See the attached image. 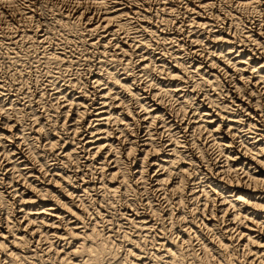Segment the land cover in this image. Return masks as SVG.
I'll list each match as a JSON object with an SVG mask.
<instances>
[{
	"label": "bare ground",
	"instance_id": "bare-ground-1",
	"mask_svg": "<svg viewBox=\"0 0 264 264\" xmlns=\"http://www.w3.org/2000/svg\"><path fill=\"white\" fill-rule=\"evenodd\" d=\"M22 1L0 0L18 33L6 44H49L33 61L49 73L45 113L60 108L63 120L32 109L23 122L0 81V264H104L121 251L114 226L126 243L116 264H264V0H74L93 58L86 82L65 74L80 58L52 41L56 30L28 27L34 8ZM114 199L123 204L108 218ZM197 228L215 245L197 252Z\"/></svg>",
	"mask_w": 264,
	"mask_h": 264
},
{
	"label": "rangeland",
	"instance_id": "rangeland-1",
	"mask_svg": "<svg viewBox=\"0 0 264 264\" xmlns=\"http://www.w3.org/2000/svg\"><path fill=\"white\" fill-rule=\"evenodd\" d=\"M22 1V0H21ZM30 0H23L22 2H20V7H23L25 4H29V3H31V5H32V9L34 10V17H33V19H32V21L31 22H28L27 24H29L28 25V27H30V28H32L33 27V29H38V28H40L39 30H37V32L40 34V33H44L42 30H47V31H45V32H47L50 36L52 35V34H54V33H52V32H55L54 30H56V32H55V36H56V38H54L55 36L54 35H52V41H55L54 43H58L59 45H64V47L66 48V50H68V47H69V50L71 49V52H73L74 50L76 51H74L73 52V55H74V57H76V56H78L79 58V63L81 64H79V65H77V68H76V66L71 70H68V72L67 73H65V74H68L67 76L69 77V78H78L79 80H81V81H84V79L86 78H88L87 76L89 75L88 74V72H87V70H86V68L85 67H88V65L89 64H91V62H92V55H91V53H90V51L89 50H87V48H86V46H85V44H84V42H83V40H80V35H81V31H82V29H81V27H77L78 26V24L77 23H75V21H73V19H72V17L71 16H73L72 14H74V12L77 10V4H76V2L74 1V0H63V1H61V0H31L30 2H29ZM35 1V2H34ZM65 1V2H64ZM151 1H153L152 3H157V0H151ZM226 1H228V2H230L229 0H225V2ZM29 2V3H28ZM34 4H33V3ZM37 2V3H36ZM223 2H224V0H223ZM22 3L24 4V5H22ZM44 3V4H43ZM48 3V4H47ZM50 4V5H49ZM73 4V5H72ZM43 6H44V10H43ZM46 6V7H45ZM50 6H51V8H50ZM55 8H54V7ZM4 7L5 6H3V5H1L0 6V10H3L4 9ZM49 7V8H48ZM53 7V8H52ZM59 7V8H58ZM75 7V8H74ZM6 8V7H5ZM36 8V9H35ZM53 9V10H52ZM75 9V10H74ZM36 10V11H35ZM45 10H47V11H45ZM56 10V12H57V10H58V14L56 13V12H54V13H52L53 11H55ZM37 14H36V13ZM67 12V13H66ZM3 13L5 14H3V15H1V13H0V27L2 26V25H4V27L2 28H0V32H1V30H5V31H2L1 33H0V52H3L4 53V50H5V48H7L6 50H5V52L7 53V55H5V53L3 54H1L0 53V55H2V56H0V62L2 61L3 63H0V79H4L3 81L2 80H0L1 81V83L4 85V90H9V91H7V92H5L4 90H3V92H5V94H3V92H2V104H4V107L7 109L8 107H9V105H12L13 107H16V108H19V110H20V116L22 115V114H25L24 116H26V118H27V120H23L24 119V116L22 115L21 116V119H22V121L23 122H28L29 124H31V122L33 121V116H32V111L34 110L37 114H39V115H42V117L43 118H45V117H47L46 119H44L43 120V122H45V123H50L51 125H52V123H53V121H52V119H54V117L55 116H57L54 120L57 122V123H55V127H57V126H59V124H61V122H62V120H63V116L61 115V113H60V108H58V109H56L57 110V112H50L51 114H49L48 115V113L49 112H46L45 113V108H46V106H47V104L49 105L50 103H52V104H54V99H53V96H52V91H50L49 89H46V88H48V87H46V85H44V83H46V79L48 78V74H47V70H46V68L45 67H43V65L42 64H40L39 62H37V61H33V59H37V57H36V55L37 56H39L40 55V53L38 52V51H40V50H42V51H44L45 49H48L49 47V44H32L33 42L31 41V39H29V38H27V37H23L22 39H23V41L25 42H23L22 41V39L21 40H19L17 43H15L16 44V47L15 46H13V45H7L6 44V42L8 43V39H6V38H8V35H11V36H13L12 34H14V35H17L18 33H17V31L15 30V25L16 24H14L15 22H13L11 19H9L10 17H8L7 15H6V13L4 12V10H3ZM50 13V14H49ZM57 15H56V14ZM52 14H55V15H52ZM61 14V15H60ZM66 14H68V15H66ZM69 14H70V16H69ZM35 15H37L38 17L36 18V16ZM48 15H50V16H48ZM62 16L63 18H61L60 16ZM65 15V16H64ZM55 16V17H54ZM50 17H51V19H50ZM56 18V17H59V18H56V19H58V20H56V19H54V18ZM64 17H65V19H64ZM66 17H69V18H66ZM36 20H35V19ZM39 18V19H38ZM54 19V20H53ZM59 19H62L61 21L59 20ZM72 19V20H71ZM4 20V21H3ZM51 21V22H48V21ZM63 20H64V23H63ZM66 20V21H65ZM67 20L68 21H70V22H67ZM3 21V22H2ZM6 21V22H5ZM36 21V22H35ZM57 21V23H55ZM73 21V22H72ZM11 22V23H10ZM23 22V21H22ZM55 24H54V23ZM60 22H62L63 24H66V25H63L62 23H60ZM4 23H9L8 24V26H6L7 27V29L8 28H11V29H8V30H6V28H5V24ZM41 23V24H40ZM58 23H59V25L61 26H59L58 25ZM68 23V24H67ZM72 23H74V24H72ZM12 24V25H11ZM32 24H33V26H32ZM38 24V25H37ZM45 24V25H44ZM73 25L72 27L74 28H71V26L70 25ZM14 25V26H13ZM31 25V26H30ZM35 25H36V27H35ZM56 25V26H55ZM68 25V26H67ZM13 26V27H12ZM37 26H39V27H37ZM51 28H49V27ZM53 26H54V29H53ZM64 26V27H63ZM70 27V29H68V30H66L65 31V29H67L66 27ZM76 26V27H75ZM79 26H80V24H79ZM254 26V25H253ZM28 27H26V29H28ZM41 27H43V28H41ZM58 27H59V29H58ZM47 28H49V31H48V29ZM77 28V29H76ZM78 28H80V29H78ZM14 31H13V30ZM61 29H64L63 31H65V32H62V30ZM53 30V31H52ZM61 30V32H59ZM74 32H76V33H74ZM10 33V31H11V33L9 34L8 32ZM42 31V32H41ZM59 33H58V32ZM69 31V32H68ZM79 31V32H78ZM8 34H6V33ZM14 32H16V34L14 33ZM50 32V33H49ZM73 34H71V33ZM61 33V34H60ZM67 33H68V35H67ZM78 33V34H77ZM4 34V35H3ZM6 34V35H5ZM56 34H58V35H56ZM60 34V35H59ZM70 34V35H69ZM62 35V36H61ZM79 35V36H78ZM3 36V37H2ZM7 36V37H6ZM71 36V38H69ZM76 38H75V37ZM6 37V38H5ZM63 37H64V39H63ZM78 37H79V39H78ZM60 38V39H59ZM65 38L66 39H68L67 41H69L68 43H67V41L65 40ZM74 38H75V40L76 41H74ZM27 39V40H26ZM59 41H58V40ZM81 39H82V37H81ZM29 40L32 42H29ZM62 40V41H61ZM63 40H65L64 42H63ZM81 41V43H80V41ZM5 43V45H4V43ZM62 42V44H61V42ZM74 41V42H73ZM27 42H29V43H27ZM73 42V43H72ZM75 42H76V44H75ZM78 42V43H77ZM1 43H3V44H1ZM21 43V44H20ZM77 45L76 47L74 46V45ZM84 44V45H83ZM1 45H3V46H1ZM18 45V46H17ZM25 45V46H24ZM31 45V47L33 46V49H34V51L35 50H37V51H35V52H37V53H35L34 51H33V49L31 48V47H29ZM35 45V46H34ZM38 45V47H36ZM66 45H68V46H66ZM72 45V46H71ZM80 45V46H79ZM83 45V47H81ZM10 46V47H9ZM28 46V47H27ZM42 46H45V47H42ZM9 47V48H8ZM19 47V48H18ZM22 48V50H21V48ZM27 47V51L26 50H24L25 48ZM77 48V49H79V50H77V49H75V48ZM4 48V49H3ZM13 48V49H12ZM16 48V49H15ZM38 48V49H37ZM42 48V49H41ZM2 49H3V51H2ZM29 49V50H28ZM31 49V50H30ZM73 49V50H72ZM9 50V51H8ZM17 51V53L20 55V57H21V59H20V57H18L19 55L17 54L16 55V51ZM18 50H21V51H18ZM83 50V52L85 53H83V52H81ZM14 52V54H13V52ZM30 51H33V52H30ZM42 51H40V52H42ZM78 51H79V55H78ZM11 52V53H10ZM22 54H21V53ZM32 53V54H31ZM39 53V54H38ZM82 55H81V54ZM87 53H88V60L86 59V55H87ZM26 54V55H25ZM36 54V55H35ZM84 54V55H83ZM7 56L8 57V55L10 56V57H12L11 59H9L10 57H5V56ZM12 55V56H11ZM14 55H16L15 57H14ZM30 55V57H28ZM34 55V56H33ZM81 55V56H80ZM91 55V56H90ZM184 55L185 54H183L182 56L184 57ZM85 56V57H84ZM27 57H28V59H27ZM3 58V59H2ZM6 58V59H5ZM77 58V57H76ZM85 58V59H84ZM90 58H92V59H90ZM12 59H14L13 61H12ZM19 59V60H18ZM30 59H32L31 61H30ZM82 59V60H81ZM7 62H6V61ZM11 60V61H10ZM21 60V61H20ZM24 60H27L26 62L24 61ZM85 60H87V62L85 61ZM90 60V61H89ZM7 63H5V62ZM14 61H15V63L16 64H14ZM18 61V62H17ZM29 61V62H28ZM88 61H89V63H88ZM9 62H11V64L9 63ZM33 62H34V64H33ZM38 64H36V63ZM82 62V63H81ZM3 64V65H2ZM7 65V67H6V65ZM18 64V65H17ZM24 65V67H23V65ZM28 64V65H27ZM33 64V65H32ZM86 64H87V66H86ZM15 65V66H14ZM17 65V66H16ZM22 65V66H21ZM25 65H26V67H25ZM32 65V66H31ZM35 65V66H34ZM42 65V66H41ZM9 66V67H8ZM13 66V67H12ZM22 67V69L23 70H26L27 69V72H25V71H22V69H21V67ZM28 66V67H27ZM16 67V69H13V68H15ZM18 67V68H17ZM19 67H20V69H19ZM36 67V68H35ZM40 67L42 68V69H40ZM78 67H79V69H78ZM11 68V69H10ZM76 68V69H75ZM84 68V70L82 71V69ZM38 69H40V71L38 70ZM75 69V70H74ZM78 69V70H77ZM12 70V71H11ZM21 71V72H18V73H20L19 75H18V77H16L17 76V71ZM73 70H74V73H73ZM76 70L78 71L77 73H79V74H77L76 73ZM16 71V72H15ZM29 71V72H28ZM45 71H47L46 73H45ZM80 71H82V72H80ZM13 72H15V74L13 73ZM44 72V73H43ZM26 73V74H25ZM39 73H41V74H39ZM43 73V74H42ZM81 73H83L82 75H81ZM12 74H13V76H12ZM28 74V75H27ZM33 74V75H32ZM39 74L40 76H41V79H43V81L41 80V79H39L40 78V76L38 77L37 75ZM54 74H56V73H54ZM73 74H76V75H73ZM15 75V76H14ZM22 75H24L23 77H22ZM26 75V76H25ZM34 75H36V76H34ZM45 75H46V77H45ZM73 75V76H72ZM87 75V76H86ZM2 76V77H1ZM8 78H7V77ZM21 77V80H19L20 79V77ZM32 76V77H31ZM45 78H44V77ZM71 76V77H70ZM79 76V77H78ZM10 77H12V78H10ZM31 79V82H30V80L28 79ZM35 77V78H34ZM38 77V78H37ZM7 78V79H6ZM17 79L18 81H20V84H19V82L17 81H14V80H10V79ZM19 78V79H18ZM26 78V79H25ZM84 78V79H83ZM22 79H23V81H22ZM25 79V80H24ZM33 79H35V80H33ZM37 79V80H36ZM45 79V80H44ZM86 79H85V81L84 82H86ZM5 80H7L6 82H5ZM13 81H14V83H13ZM27 82V85H26V82ZM37 83H39V84H35L36 82ZM9 84H8V83ZM11 82V83H10ZM21 82H23V83H25V85L24 84H21ZM30 82V83H29ZM35 82V83H34ZM5 83V84H4ZM8 84V85H7ZM11 84V85H10ZM14 84V85H13ZM34 84V85H33ZM44 86V89L46 90V91H44V89H43V87H42V85ZM20 86V87H19ZM27 86H30V89H29V87H27ZM35 86V87H34ZM39 86V87H38ZM10 89H9V88ZM18 87V88H17ZM21 87H24L23 89L21 88ZM26 87V88H25ZM33 87V88H32ZM21 88V89H20ZM35 88V89H34ZM27 89V90H26ZM38 89H39V91L41 92V94H39L40 92L38 91ZM40 89H42V90H40ZM38 93H37V92ZM29 92H30V98H29ZM44 92L46 93V94H44ZM7 93V94H6ZM11 93V95H9V94ZM19 96V97H17L16 96V94ZM26 93V94H25ZM35 93V94H34ZM43 93V94H42ZM14 94V95H13ZM34 94V95H33ZM39 94V95H38ZM25 95H27V96H25ZM7 96V97H6ZM16 96V97H15ZM22 97V99H21V97ZM33 96V97H32ZM40 96H42L41 98H40ZM48 96V97H47ZM52 97V98H50V97ZM5 97H6V99H5ZM10 97V98H9ZM27 97V98H26ZM4 98V99H3ZM15 98V99H14ZM17 98H19V100L17 99ZM31 99L32 100V98L34 99V100H29V99ZM11 99V100H10ZM12 99H13V101H12ZM24 99H28L29 101L27 102L26 100L25 101H23ZM37 99V100H36ZM46 99V100H45ZM49 99V100H48ZM19 102H18V101ZM38 100H40V101H38ZM43 100V101H42ZM54 100V101H53ZM10 101H11V103H10ZM34 101V102H33ZM41 102L42 101V104L44 105V102H45V105L43 106L42 104H39L38 102ZM8 102V103H7ZM28 103L27 105H26V103ZM33 102V103H32ZM19 105H18V104ZM34 104V105H31V104ZM38 103V104H37ZM14 104V105H13ZM36 104V105H35ZM6 105H8V106H6ZM24 105H25V107H24ZM31 105V106H30ZM18 106V107H17ZM38 106V107H37ZM20 107H22V108H20ZM41 107H43V109L42 110H40V108ZM28 108H29V110H28ZM30 109H31V111H30ZM33 109V110H32ZM38 109V110H37ZM25 110V111H24ZM26 111H30V112H26ZM23 112V113H22ZM39 112V113H38ZM56 114V115H54V114ZM27 114H29V115H27ZM31 114V115H30ZM54 115V117H53V115ZM44 115V116H43ZM46 115V116H45ZM52 115V116H51ZM30 116H32V118H30ZM29 117V118H28ZM51 117V118H50ZM25 118V119H26ZM51 119V120H50ZM58 119V120H57ZM50 122H49V121ZM54 121V122H55ZM59 121V122H58ZM29 124H26V125H29ZM54 124V123H53ZM54 126V125H53ZM46 127H49V125H47ZM50 128H51V126H50ZM57 129H55V131H56ZM57 131H62L61 129H58ZM161 204H162V210H164L163 212L164 213H166V211H167V207H166V209H165V207H163V206H165V204H163L164 203V200L162 201V199H160V198H156ZM117 200V202L118 203H116L115 201ZM114 199L113 200V202H112V206H110L108 209L106 208V209H104V210H102L103 212V214H106L107 216H108V218L110 217V216H113L114 218H118V211H117V209H119V207H122V205L121 204H123V201L121 200V199ZM109 201H112V199H109ZM121 205V206H120ZM193 206H195V204H193V205H191L190 207H193ZM115 207H117V208H115ZM115 211V209H116V211L114 212L113 210ZM112 210V211H111ZM149 209L148 208H145V211H148ZM166 210V211H165ZM177 210H175L174 212H176ZM111 212H112V215H111ZM116 214H114V213ZM109 213H110V215H109ZM187 214H189L190 215V213H187ZM198 214V215H197ZM188 215V216H189ZM192 217L194 216H196L195 218H201V216H200V214L199 213H196V212H194V215H193V212H192ZM190 215V216H191ZM116 216V217H115ZM197 218V219H198ZM196 220V219H195ZM117 226H114L111 230H113V233H117L116 234V236L112 233V231L110 232L111 234H113V236H115L116 237V239L117 240H119L118 242L120 243L119 245H120V249H121V251H120V249H118L120 252H118L119 254V256H120V254L122 253V250L125 248V246H124V244H126L125 242H123L122 243V241L123 240H121V239H123V238H121L122 236H120L121 235V233H123L122 231H119V229H121L122 230V228H119L118 230H117V228H116ZM133 229L134 228H132L131 229V233L133 232H135L136 234L138 233L137 231H133ZM165 229H167V231L165 230ZM164 229V231L163 232H166V233H173L174 234V230L173 229H168V227L167 228H165ZM175 229V228H174ZM177 229H180V228H177ZM198 230V232H196V233H194V234H199L200 233V231L202 232V233H200V235H198L199 236V239H198V236L196 237V236H194L193 237V234H192V241H194V240H196V238L198 239L197 241H194V243H193V245L195 246H193L195 249H197V252H200V250L201 249H199V251H198V247H199V245H200V242H202L203 240H205V241H203L204 243H208V245L209 246H214L215 245V241L213 240V239H210V238H212V234H210V233H208L207 234V232L205 233V231L206 230H204V229H200V228H197ZM199 229H200V231H199ZM108 230V229H107ZM107 230H105V231H107ZM173 230V231H172ZM176 230V229H175ZM180 230H182L181 231V233H184V231L186 232L187 230H183V228L182 229H180ZM204 230V231H203ZM118 231V232H117ZM121 232V233H120ZM118 233H120L119 235H118ZM135 233L133 234V235H135ZM156 234H159V232H156ZM203 234V235H202ZM176 234H174V236H175ZM211 235V236H210ZM207 236V237H206ZM208 236H210V237H208ZM115 237H114V239H115ZM121 239H120V238ZM186 237V236H185ZM196 237V238H195ZM141 239V238H140ZM140 239H139V242H140ZM206 239H207V241H211L210 243L209 242H207L206 241ZM144 240H146V239H143V243H141L142 242V239H141V242H140V244L142 245H145V244H147V245H145V246H143V248H145L146 247V249H149L150 247H152V246H150L149 245V243H150V239H148L147 241H145L144 242ZM197 242H199L198 244H197ZM197 246H196V245ZM124 246V247H122V246ZM185 249H187L186 247H185ZM185 249H183V250H185ZM143 250V249H142ZM152 249H150V250H148V251H151ZM82 252H84V251H82ZM152 252H154V250H152ZM39 253V254H38ZM40 251H38L37 252V254L40 256ZM80 253H81V251H80ZM83 254V253H82ZM118 255L115 257V258H112L111 259V261H109V260H106V259H104L103 261L105 262L104 264H116L117 263V261H118ZM151 257H150V259H148V260H150L149 261V263L150 264H156V263H158L157 261H159V263H160V260L158 259V260H156V258H154V256L153 255H150ZM47 256H43L42 257V260H44L45 261V259L44 258H46ZM40 257H36V264L37 263H39V264H41L40 262H42V260L41 259H39ZM152 258V259H151ZM187 258H188V256H187ZM185 258V262H186V264H187V262L188 261H191L192 259H190V258ZM114 259V260H113ZM117 259V260H116ZM154 259V260H153ZM39 260H40V262H39ZM103 261H101V262H103ZM108 261V262H107ZM156 261V262H155ZM116 262V263H115ZM44 263V262H43ZM201 264H206L205 262H200ZM100 264H102V263H100Z\"/></svg>",
	"mask_w": 264,
	"mask_h": 264
}]
</instances>
